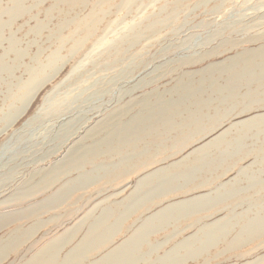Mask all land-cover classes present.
<instances>
[{"label":"rangeland","instance_id":"1","mask_svg":"<svg viewBox=\"0 0 264 264\" xmlns=\"http://www.w3.org/2000/svg\"><path fill=\"white\" fill-rule=\"evenodd\" d=\"M164 211L140 264H264V0H0V264Z\"/></svg>","mask_w":264,"mask_h":264},{"label":"bare ground","instance_id":"2","mask_svg":"<svg viewBox=\"0 0 264 264\" xmlns=\"http://www.w3.org/2000/svg\"><path fill=\"white\" fill-rule=\"evenodd\" d=\"M5 5V4H4ZM188 81H189V79H188ZM117 121V120H116ZM107 124V123H106ZM126 124V123H125ZM152 127V126H151ZM133 129V128H132ZM116 130V129H115ZM105 135V134H104ZM114 138V137H113ZM104 140V139H103ZM122 144V143H121ZM101 146V145H100ZM144 152V151H143ZM88 153V152H87ZM121 152H119V154H120ZM207 153V152H206ZM113 154H114V152H113ZM123 154V153H122ZM123 156V155H122ZM104 173V172H103ZM202 200V199H201ZM203 201V200H202ZM210 201V200H209ZM192 203H193V201H192ZM196 203H198V202H196ZM195 203V204H196ZM201 203H199V205H200ZM205 204H208V202H204V205H201V206H204V208H206V206L207 205H205ZM176 205V204H175ZM191 205V204H190ZM199 205H198V207H199ZM130 206V205H129ZM144 206V205H143ZM174 206V205H173ZM182 206V205H181ZM195 206V210L193 211L192 210V212L194 213L197 209H196V205H194ZM200 206V207H201ZM142 207V206H141ZM188 207V206H187ZM210 207V206H209ZM208 207V208H209ZM212 207V206H211ZM179 208H180V206H179ZM190 208V207H189ZM201 208H203V207H201ZM200 208V209H201ZM96 209V208H95ZM181 209V208H180ZM192 209H194V208H192ZM199 209V208H198ZM167 210H170V208L169 209H167ZM190 210V209H189ZM203 210V209H202ZM201 210V211H202ZM133 211V210H132ZM185 211V210H184ZM183 211V212H184ZM191 211V210H190ZM205 211H207V210H205ZM169 212L170 211H164V213H161L162 214V216H161V218L160 217H158L157 218V216H156V218H154L155 216H152V217H150V218H147V219H145L143 222H141V224H139L138 226L139 227H136L135 229L133 228L132 230L133 231H130L131 233L130 234H127L126 236L127 237H125L124 238V240L123 241H117L115 244L116 245H112V246H110V247H108V242H110V239H111V237H112V235H113V232H114V230L116 229V226L115 225H118V224H115V225H108L107 224V221H106V219H104L103 218V216L102 217H99V218H97V219H95L92 223H91V225H90V231L88 230V232L82 237V243H80L79 245H75L74 247H72V248H70V250L68 251V249H67V251H68V253H66V255H65V257H64V260L63 259H59V256H58V251H59V248H60V246L62 245L60 242H62V241H65V242H67L68 240H67V238H68V235H70V234H72V232L70 231V232H68V233H66L65 235H63L62 236V238H60V239H58V240H56V241H53V243H51L50 245H47V246H45V248L43 249V250H41L40 251V253H38L35 257H33L30 261H28L26 264H140L141 263V258H137L136 256H135V252H137L138 250H140L139 248H140V246L142 245V244H144L145 245V243H144V239H145V237H146V235L149 233V231L153 228L151 225H152V221H153V219L154 220H159L160 222H163V221H165V220H167V218H169ZM177 212V211H176ZM191 212V213H192ZM198 212V211H197ZM113 213V212H112ZM133 213V212H132ZM178 213V212H177ZM106 214V213H105ZM123 214H125V213H123ZM160 214V215H161ZM47 215V214H46ZM166 215V216H165ZM176 215H179V214H176ZM184 215V214H183ZM252 215V214H251ZM178 217V216H177ZM179 217L181 218V214L179 215ZM186 217V216H185ZM188 217V216H187ZM103 218V219H102ZM113 218V217H112ZM184 218V217H183ZM89 219V218H88ZM93 219V218H92ZM123 219V217L122 216H120L119 217V219H118V221H120V220H122ZM179 219V218H178ZM256 219V218H255ZM4 220V219H3ZM175 220V219H174ZM88 221V220H87ZM255 222H253V219H252V223L251 224H249L248 226H247V228H246V234H248L249 236H255L256 235V233L258 232V230L260 229L259 228V226H261V221H258V220H254ZM257 221V222H256ZM263 221V220H262ZM157 222V221H156ZM20 223V222H19ZM34 223V222H33ZM36 223V222H35ZM120 223H123V222H120ZM138 223V222H137ZM164 223V222H163ZM263 223H264V221H263ZM85 224H87V223H85ZM36 224H33V226H35ZM37 225H39V224H37ZM100 227H99V226ZM102 226H106V227H103L102 228ZM137 226V225H136ZM39 227V226H38ZM42 227H43V225H42ZM135 227V226H134ZM162 227V226H161ZM227 227V226H226ZM215 228H217L216 229V231L217 232H219L218 230H220V233L223 231V230H221V229H218V227H215ZM78 229V228H77ZM84 229H85V227H84ZM261 229H264V228H261ZM25 230V229H24ZM32 230H34V228H29V230H27V231H32ZM40 230V229H39ZM158 230V229H157ZM163 230V229H162ZM213 230H214V228H213ZM18 231H20L19 229H18ZM77 231V230H76ZM83 231V230H82ZM210 231V230H209ZM262 231V230H261ZM10 232V231H9ZM8 232V233H9ZM17 232V231H16ZM21 232V231H20ZM151 232V231H150ZM155 232V231H154ZM228 232V231H227ZM22 233V232H21ZM27 233V232H26ZM111 233H112V235H111ZM156 233V232H155ZM225 233V232H224ZM18 234V233H17ZM22 234H24V233H22ZM117 234H119V233H117ZM116 234V235H117ZM4 235V234H3ZM6 235H7V233H6ZM67 235V236H66ZM75 235V233L73 234V236ZM224 235V234H223ZM247 235V236H248ZM17 236H20V235H17ZM23 237H24V235H22ZM31 236V235H30ZM5 237V236H4ZM21 237V236H20ZM22 237V238H23ZM34 237V236H33ZM32 237V238H33ZM76 237V236H75ZM74 237V239H75V241H76V238ZM205 237H206V239H208V241L207 240H205V241H207V242H205V244H203L201 241H199L200 242V244H202V246H201V249L200 250H203V249H205V247H207V245H210L209 243H211V241L213 240V238L215 237L214 236V231H210V235L209 234H206L205 235ZM2 238V237H1ZM7 238H9V239H11V240H9V241H12V238H13V236L11 235H9ZM113 238H116L115 237V235H114V237ZM112 238V239H113ZM253 238V237H252ZM6 239V238H5ZM5 239H2V240H0V246H2V245H4L5 244ZM111 239V240H112ZM123 239V238H122ZM18 240V239H17ZM23 240H24V238H23ZM22 240V241H23ZM67 240V241H66ZM118 240V239H117ZM217 240V239H216ZM7 241H8V239H7ZM13 241H15L14 239H13ZM74 241V242H75ZM197 241V240H196ZM70 242H72L71 240H70ZM86 242V243H85ZM194 242H195V240H194ZM17 243H18V241H17ZM24 243V242H23ZM27 243V242H26ZM85 243V244H84ZM197 243V242H196ZM74 244H76V243H74ZM73 244V245H74ZM6 245H8V244H6ZM5 245V246H6ZM14 245V244H13ZM69 245H70V243H69ZM68 245V246H69ZM194 245H196V244H193V245H189L188 246V244H181L179 247H178V249H177V251H180L182 248L184 249V248H189V249H192V246H194ZM212 245V244H211ZM241 245V244H240ZM64 246V245H63ZM105 247L104 249H103V251H101L100 250V252L99 253H97L95 256H94V259H90L91 257H87V254H89V253H93V250H97L98 248H100V247ZM147 246V245H146ZM16 247H17V245H16ZM19 247V246H18ZM69 248V247H68ZM209 248V247H208ZM15 248L13 247V250H14ZM17 249V248H16ZM19 249V248H18ZM17 249V250H18ZM61 250L63 249V247H61L60 248ZM101 249V248H100ZM194 249V248H193ZM242 249V248H241ZM12 250V251H13ZM16 250V251H17ZM135 250V251H134ZM137 250V251H136ZM208 250V249H207ZM11 251V252H12ZM15 251V252H16ZM66 251V250H65ZM65 251H63V252H65ZM87 251H89V253H87ZM144 251V250H143ZM198 251V250H197ZM0 252H1V250H0ZM5 252H7L6 250H5ZM61 252V251H60ZM151 252H152V250H151ZM155 252V251H154ZM188 252H190V251H188ZM96 253V252H95ZM3 254V253H2ZM7 254V253H6ZM13 254V253H12ZM147 254V253H146ZM9 255V254H8ZM62 255V254H61ZM90 255V254H89ZM88 255V256H89ZM150 255H152V254H150ZM189 255H191V256H197V252H195V251H191L190 253H189ZM1 256V255H0ZM85 256H86V258H85ZM4 257H6V256H4ZM9 258V257H8ZM151 258H152V256H151ZM170 258H172V257H170ZM174 259V258H173ZM146 260V259H145ZM144 260V261H145ZM154 260V259H153ZM152 260V261H153ZM1 261V260H0ZM169 261V260H168ZM168 261H165V262H168ZM178 260H176V261H171L172 263H175V262H177ZM181 261V260H180ZM155 263L156 262H160V261H154ZM161 262H163V261H161ZM170 262V261H169ZM143 263H145V262H143ZM163 264V263H162Z\"/></svg>","mask_w":264,"mask_h":264}]
</instances>
